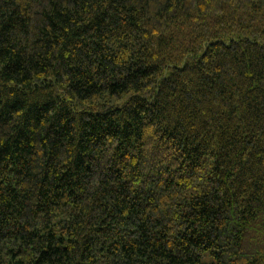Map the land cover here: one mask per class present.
<instances>
[{
  "label": "trees",
  "instance_id": "obj_1",
  "mask_svg": "<svg viewBox=\"0 0 264 264\" xmlns=\"http://www.w3.org/2000/svg\"><path fill=\"white\" fill-rule=\"evenodd\" d=\"M0 264H264V0H0Z\"/></svg>",
  "mask_w": 264,
  "mask_h": 264
}]
</instances>
